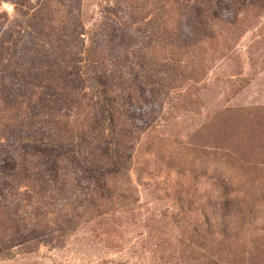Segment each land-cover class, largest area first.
<instances>
[{"label": "rangeland", "instance_id": "rangeland-1", "mask_svg": "<svg viewBox=\"0 0 264 264\" xmlns=\"http://www.w3.org/2000/svg\"><path fill=\"white\" fill-rule=\"evenodd\" d=\"M0 264H264V0H0Z\"/></svg>", "mask_w": 264, "mask_h": 264}, {"label": "trees", "instance_id": "trees-1", "mask_svg": "<svg viewBox=\"0 0 264 264\" xmlns=\"http://www.w3.org/2000/svg\"><path fill=\"white\" fill-rule=\"evenodd\" d=\"M86 49L87 48L84 49V56L85 57H87V52H88V51H86ZM18 103H22L20 99H18ZM74 117H76V114H74ZM74 121H75V119H74Z\"/></svg>", "mask_w": 264, "mask_h": 264}]
</instances>
